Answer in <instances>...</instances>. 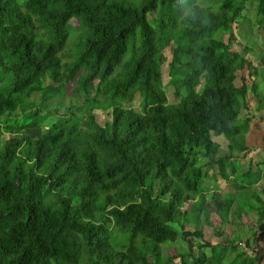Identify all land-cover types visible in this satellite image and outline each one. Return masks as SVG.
<instances>
[{
  "label": "trees",
  "instance_id": "obj_1",
  "mask_svg": "<svg viewBox=\"0 0 264 264\" xmlns=\"http://www.w3.org/2000/svg\"><path fill=\"white\" fill-rule=\"evenodd\" d=\"M200 1L0 0V264H255L250 239L212 244L185 226L210 219L218 176L232 189L221 224L264 220L251 192L264 161L242 165L254 148L240 117L249 92L264 110V51L253 77L232 30L248 2L264 30V0Z\"/></svg>",
  "mask_w": 264,
  "mask_h": 264
},
{
  "label": "rangeland",
  "instance_id": "obj_2",
  "mask_svg": "<svg viewBox=\"0 0 264 264\" xmlns=\"http://www.w3.org/2000/svg\"><path fill=\"white\" fill-rule=\"evenodd\" d=\"M128 1H131V0H128ZM132 1H135L136 3L139 2V0H132ZM198 2L201 3L202 6L205 5L204 2L200 0H198ZM186 11L187 10H185V13ZM254 19L255 17H254V13L252 9V4L248 2L247 9L243 12V16L239 17L236 20V23L233 24L232 30L236 38V43L233 45V49L243 52L242 48L244 46L252 47L253 52L249 54L250 55L249 58L252 61L250 71L253 77L258 78V70L260 67L259 56L264 51V30L262 29L259 30V28L253 24ZM148 21L151 23L150 16L148 17ZM75 23L76 21H72V25H74ZM71 28H75V27L71 26ZM77 33H78V30H75V31L73 30L72 32V34L74 35H76ZM217 38L225 41L227 38V35L218 36ZM73 42L74 41L69 40L66 48L59 55L62 63H68L75 59L76 52L73 46ZM164 52H165L164 54L169 58L171 47H168ZM167 72H168L167 64H164L162 66L163 84H166L168 81ZM240 75L246 77L247 76L246 70H243L240 73ZM235 84L236 85L239 84V78L236 80ZM70 89H71V86H68L67 87L68 92L63 98V102L65 105L69 103V100L71 98L70 92H69ZM165 91H166L169 102H174L175 98L172 95V88L165 87ZM246 103H247V106L245 108H241L240 117L245 118L246 116H249L251 118L250 128H249V132L247 135L246 143L249 147L254 148V150L251 152L252 155L251 154L249 155V157L251 156V160L253 161V163H249V161L247 160L249 157H246L245 159H241V163L242 165H244V168L253 167V169H255L256 161H264V150L262 147V143H263L262 136L264 135V110L262 111L256 110L258 102H257V99L250 92L248 93ZM136 107H137V101L134 102V108ZM95 114H96L98 124L103 125V122L105 119L104 116L101 115L100 112L98 111H96ZM27 133L31 135L32 137L36 138L41 133V130L40 129L28 130ZM5 137H8V136L7 135L2 136V138H5ZM222 144H224V142H222ZM263 167H262V170H263ZM216 170L217 168L215 166L214 172ZM250 176L253 178L254 175L253 174L248 175L246 182L251 179ZM263 189L264 187L255 189V187L253 186L251 188V192L252 193L257 192L259 194V193H262L260 192V190H263ZM211 190L215 192V195L211 197L210 192L206 194V206H205L206 210L209 211L210 219L208 220V222H206L203 218H201L198 224H195L194 222L191 221L189 224L185 226V230H188V229L193 230L194 228L201 229L203 231L205 240L209 241L212 244L224 242L226 238H229V237L235 240H238V238L241 239L242 232L237 231L239 228L241 229V227L235 226L234 220H232V216H229L228 223L221 224L219 222V217L215 213V209L217 207L219 199L221 198V195L223 193H227L228 191H232L230 184L228 182H224L218 176L216 177V182L212 185ZM255 194H251V196ZM250 197H247L246 195L245 199L241 200V197L238 195L236 200L238 201V203L241 201L243 205H245V208H247V206L252 203V199H251V202L250 200H248L250 199ZM188 207H189L188 205L185 206V208H188ZM250 216L248 218H250ZM234 231L236 232L232 234ZM172 246L173 247H171L169 251L170 254L171 253H174V254L183 253L186 248V245L181 240H178ZM175 264H177V261Z\"/></svg>",
  "mask_w": 264,
  "mask_h": 264
},
{
  "label": "crops",
  "instance_id": "obj_3",
  "mask_svg": "<svg viewBox=\"0 0 264 264\" xmlns=\"http://www.w3.org/2000/svg\"><path fill=\"white\" fill-rule=\"evenodd\" d=\"M264 167L263 174L259 184L264 187ZM261 194L264 197L263 190ZM251 215V216H250ZM250 216V218H248ZM244 220H243V219ZM235 223V222H234ZM235 226L241 227L237 231L242 232L241 241L250 239L252 241V247L256 254L255 264H264V220H259L254 212L247 213L244 211L241 220H237Z\"/></svg>",
  "mask_w": 264,
  "mask_h": 264
}]
</instances>
